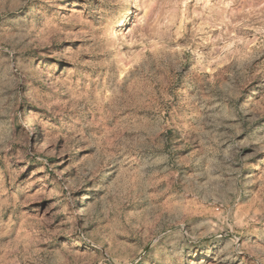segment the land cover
<instances>
[{
    "label": "clouds",
    "instance_id": "obj_1",
    "mask_svg": "<svg viewBox=\"0 0 264 264\" xmlns=\"http://www.w3.org/2000/svg\"><path fill=\"white\" fill-rule=\"evenodd\" d=\"M0 264H264V0H0Z\"/></svg>",
    "mask_w": 264,
    "mask_h": 264
}]
</instances>
